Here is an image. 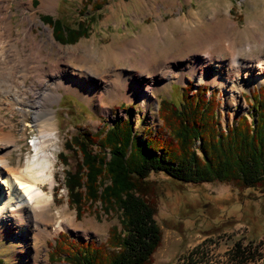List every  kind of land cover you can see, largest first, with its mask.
<instances>
[{"label": "rangeland", "instance_id": "374dc122", "mask_svg": "<svg viewBox=\"0 0 264 264\" xmlns=\"http://www.w3.org/2000/svg\"><path fill=\"white\" fill-rule=\"evenodd\" d=\"M19 1L11 2L15 35L24 25H31L37 40L42 38L46 43L50 37L53 43L49 41L44 52L53 48L54 59L59 58L69 63L70 69L87 72L90 79H97L95 75L106 72L109 75V84L104 90L98 87L96 81L90 82L89 78L80 84L79 91L70 82L67 87L61 85L56 88L51 85L55 94L50 95L47 100L58 134L55 145L57 185L53 190L54 205L65 206L67 213L73 218V224L49 237L43 253H46L47 264H68L55 258L58 243L62 239L60 233H64L68 241H95L101 244L108 239L110 228H120V221L116 212L108 215L104 213L100 203L91 208L82 206L78 211L69 201L64 185V169L68 167L62 163L59 154L66 152L70 168H74L76 160L74 154L65 149V141L81 130L96 133L102 127L126 118H130L134 123L141 137L144 128L156 131L163 126L159 115L161 100L171 99L177 102L182 96L183 88L190 84L193 91L205 86L208 97L217 92L223 129L227 123L242 114L251 120L248 95L264 88V82L244 87L242 94L232 99L228 96L227 85L223 84V76L219 75L217 80H213L212 77L216 73L209 69L204 72L206 79L199 81L202 69H199L198 75L188 71L186 66L204 54L202 50L207 46V37L220 33L219 27L223 23H229V26L233 27L231 31L234 33L238 49L254 44L255 39L249 26L256 22L258 29L264 30V0ZM95 2H98L101 8L95 9ZM24 9L25 12L29 11L27 14L31 13L34 19L32 22L28 21L29 19L22 21ZM92 14L93 23L89 26V33L74 43H61L56 40L53 27L41 20L42 15H50L62 18L65 24L71 27H77L81 20L88 22ZM47 32H50L49 36ZM119 50H126L127 54L117 59L109 56ZM139 50L153 53L156 62L165 61L171 64V70L174 71L172 76L151 83L152 103L142 101L148 92L143 83L144 79L153 78L155 72L152 67L135 64L131 54H136ZM253 53H258L256 48ZM222 57L224 60L229 59L226 55ZM139 72L143 77L139 76ZM23 73L17 74L18 81L22 80ZM117 73L118 77L119 73L124 75L125 85L113 84ZM68 76L67 81H71L73 75ZM78 80L74 81L79 82ZM25 81L24 85L27 87H20L18 91H24V98L27 97L25 100L35 105V92L43 86L33 80L30 73ZM28 88H33L34 93L27 92ZM1 111V122L12 115L6 108ZM32 111L33 109H29L27 112ZM44 114V111L40 112L41 120L45 118ZM29 116L27 119L31 123L26 126L27 130L23 134L22 116L19 112L13 115V123L16 125L14 132L19 138L23 152L29 151L32 138L39 135L37 128L32 126L31 115ZM17 153L13 151L12 160L17 159ZM150 178L157 182L156 220L162 232L161 243L152 255L151 264H226L227 251L235 240L245 238L264 241V194L260 195V191L238 190L232 184L223 182L177 183L162 173H153ZM18 244L19 241H13L12 237L1 238L0 257L9 264H29L30 261L22 263L14 258ZM261 250L262 255L255 264H264V243Z\"/></svg>", "mask_w": 264, "mask_h": 264}, {"label": "trees", "instance_id": "16d2710c", "mask_svg": "<svg viewBox=\"0 0 264 264\" xmlns=\"http://www.w3.org/2000/svg\"><path fill=\"white\" fill-rule=\"evenodd\" d=\"M93 6L101 8L98 2ZM89 19L71 27L62 18L41 16L61 43H74L86 36L93 14ZM183 89L177 102L161 100L163 126L156 131L144 128L141 137L126 118L96 133L81 130L65 141V149L76 160L70 168L66 152L59 154L68 167L64 169V185L69 201L78 211L100 203L107 215H119L120 228H110L108 239L101 244L68 241L60 233L55 258L68 264H151L162 239L156 220L157 182L150 178L153 173H162L177 183L223 182L238 190L264 194V88L248 95L251 120L242 114L225 129L217 92L208 97L205 86L193 91L190 84ZM263 243L235 240L227 251L226 264H255ZM0 264L9 263L0 257Z\"/></svg>", "mask_w": 264, "mask_h": 264}, {"label": "bare ground", "instance_id": "6f19581e", "mask_svg": "<svg viewBox=\"0 0 264 264\" xmlns=\"http://www.w3.org/2000/svg\"><path fill=\"white\" fill-rule=\"evenodd\" d=\"M12 1L14 0H0V239L12 237L13 241H19L18 250L14 252V258L18 262L47 264L46 253H43L45 242L58 231L73 224V218L67 213L66 207L54 205L53 190L57 185L55 145L58 134L50 115L51 108L47 106L49 96L55 94L51 85L58 88L61 85L67 87L71 83L79 91L80 84L89 78L90 82L96 81L98 87L104 90L108 87L109 75L106 72L95 75L97 79H90L87 72L70 69L69 63L59 58L54 59L53 48L52 50L48 48V51L44 52L49 41L52 42L50 37L46 43L42 38L37 40L31 25H24L15 35ZM27 12L23 15L22 21L29 19L28 21L32 22L34 19L31 13L27 14ZM253 24L249 28L255 43L239 49L231 31L233 27L229 26V23L227 25L223 23L220 29L218 28L220 33L215 36L206 39V35L207 46L202 50L204 54L199 55L200 58L197 57L186 66L188 71L199 75V69H202L199 78L201 81L206 79L204 72L213 69L216 75L214 74L212 79L217 80L219 75L223 76V84L227 85L228 96L232 99L238 98L244 87L264 82V30L258 29V23L253 22ZM47 33L49 36L50 32ZM255 48L257 54L253 53ZM26 50L28 51L25 52ZM125 54H127L126 50H119L118 53L109 56L117 59L123 58ZM131 55L135 59V64L154 69V77L144 79L143 85L148 92L142 99L145 103L146 101L152 103L150 85L155 80L172 76L174 71L171 70V64L165 61L156 62L154 54L149 51L139 50L138 53ZM223 55L228 56L229 59L224 60ZM22 72H24L22 80L18 81L17 74ZM28 73L32 74L33 80L43 86L35 92L37 96L35 105L25 100L27 97L24 98V91H18L20 87H27L24 83ZM68 75H73L71 81H67ZM116 75L113 84L125 85L124 75L122 73H119V77L118 73ZM139 76L143 77V74L139 72ZM32 86L35 87L34 84ZM27 92L34 93V90L30 88ZM4 108L12 115L1 122V109ZM29 109H33L32 113L27 112ZM42 111L45 112V118L41 120ZM16 112L22 116L23 134L27 130L26 126L31 123L27 119L29 115L32 117V126L39 132V135L32 138V148L26 152H23L19 138L14 132L16 125L13 123L15 121L13 115ZM14 150L18 152L16 160H12L11 154Z\"/></svg>", "mask_w": 264, "mask_h": 264}]
</instances>
